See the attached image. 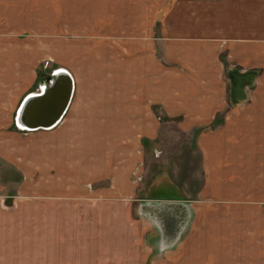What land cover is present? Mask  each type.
Instances as JSON below:
<instances>
[{"label": "crops", "instance_id": "obj_1", "mask_svg": "<svg viewBox=\"0 0 264 264\" xmlns=\"http://www.w3.org/2000/svg\"><path fill=\"white\" fill-rule=\"evenodd\" d=\"M66 8H76L83 24H100V32L82 33V38L105 41L101 46L92 41L98 48L89 49L88 58L82 52L81 62L83 66L87 59L98 63L100 78H92L96 70L88 73L86 66L84 78L77 68L67 67L75 80L67 113L55 128L30 132L36 135V151L40 144L42 149L34 167L40 179L34 184L38 203L50 204L52 209L73 201L87 204L98 195L95 191L106 195L108 190L92 188L107 177L112 182L110 191L116 192L120 184L127 186L130 171H124L121 160L107 157V151L133 150L139 158L136 152L145 137L152 141L160 129L157 106L169 120H182L183 129L196 127L194 146L209 183L211 179L226 183L225 177L234 182L240 177L233 176L235 167L245 168V175L251 167L264 170V94L260 90L264 85V0H0V22L40 21L37 17L43 15L51 21V17L73 21L74 14ZM105 22L115 23V29L102 30ZM111 39L118 40L117 46H112ZM124 39L130 42L120 41ZM106 40L113 50H107V57L101 52ZM109 61L112 66L106 65ZM111 68L116 82H101ZM112 84L115 89H108ZM107 120L113 130L107 128ZM47 144L49 151L44 150ZM128 144L132 146L125 147ZM90 150L98 154L92 156ZM184 204L193 213L192 206ZM185 210L168 208L159 214L165 221L164 236L176 238L175 228L179 230L185 217L184 213L178 219L173 216ZM141 217L144 232L161 239L156 222ZM42 219L43 213L36 217V224ZM161 245L169 248L170 242Z\"/></svg>", "mask_w": 264, "mask_h": 264}, {"label": "rangeland", "instance_id": "obj_2", "mask_svg": "<svg viewBox=\"0 0 264 264\" xmlns=\"http://www.w3.org/2000/svg\"><path fill=\"white\" fill-rule=\"evenodd\" d=\"M66 9L74 14L73 21H55V17L51 21L43 15L37 17L40 21L0 22V264H264V170L251 167L245 175V168L235 167L233 176L240 180L229 182L233 178L225 177L226 183L212 179L209 183L194 146L196 127L183 129L182 120H169L160 106L155 108L158 134L149 142L145 137L136 152L139 158L133 150L107 151V157L121 160L124 171H130L127 186L120 184L119 190L110 191L112 182L107 177L92 188L102 187L108 190L106 195L95 191L98 195L85 200L87 204L73 201L52 209L36 201L34 184L40 179L34 167L42 149L40 144L36 151V135L16 127L23 100L39 93L40 85L48 84L54 72L70 66L81 75L86 66L88 73L96 70L92 78H100L98 63L87 59L81 65L82 52L88 58L89 49L98 48L92 41L99 45L105 41L82 38V33L100 32V24H83L76 8ZM115 26L105 22L102 30ZM109 41L117 46V39ZM112 46L106 40L101 52L109 56ZM106 63L112 66L111 61ZM115 76L111 68L99 80L116 82ZM260 90L264 94V85ZM106 126L113 130L110 120ZM49 149L47 144L44 150ZM96 154L90 150V155ZM50 161L45 159L48 165ZM245 184L247 188L242 189ZM154 198L186 202L193 209L181 239L169 248L143 230L140 204L142 199ZM41 213L43 223L36 224ZM179 213L184 211L173 217L178 219Z\"/></svg>", "mask_w": 264, "mask_h": 264}, {"label": "water", "instance_id": "obj_3", "mask_svg": "<svg viewBox=\"0 0 264 264\" xmlns=\"http://www.w3.org/2000/svg\"><path fill=\"white\" fill-rule=\"evenodd\" d=\"M43 87L44 94L42 96L30 97L28 95L23 100L15 120L16 127L19 130L24 132L51 130L62 121L67 113L74 93L72 76L68 72L57 70L51 75V81L42 86V89ZM180 207L183 210L187 209L184 215L185 217L188 215V217L185 218L179 230L175 228L176 238L171 240L168 235L164 236L163 228L165 227V221L159 214L168 208L174 209ZM139 214L148 220L156 222V225L162 230L161 243L165 246L167 241L170 242V246L175 245L181 239L189 218H193V213L187 204L181 205L169 202H143L140 204Z\"/></svg>", "mask_w": 264, "mask_h": 264}, {"label": "bare ground", "instance_id": "obj_4", "mask_svg": "<svg viewBox=\"0 0 264 264\" xmlns=\"http://www.w3.org/2000/svg\"><path fill=\"white\" fill-rule=\"evenodd\" d=\"M59 71H60V72H68L66 69H60ZM68 73H69V72H68ZM69 74H70V73H69ZM70 75H71V74H70ZM71 76H72V75H71ZM72 78H73V76H72ZM73 81L75 82L74 78H73ZM40 90H41V92L36 93V94H35V93H32V94H30L29 96H30V97H34V96H35V97H40V96H42V95L44 94V92H43V91H44V87H43V89L40 88ZM30 97H29V98H30Z\"/></svg>", "mask_w": 264, "mask_h": 264}]
</instances>
